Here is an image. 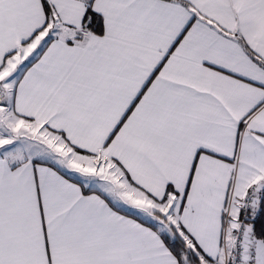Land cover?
I'll list each match as a JSON object with an SVG mask.
<instances>
[{"label": "snow or ice", "instance_id": "1", "mask_svg": "<svg viewBox=\"0 0 264 264\" xmlns=\"http://www.w3.org/2000/svg\"><path fill=\"white\" fill-rule=\"evenodd\" d=\"M0 264H264V0H0Z\"/></svg>", "mask_w": 264, "mask_h": 264}]
</instances>
